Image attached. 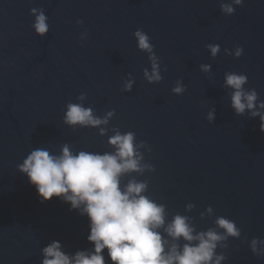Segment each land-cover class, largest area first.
Masks as SVG:
<instances>
[{
  "label": "water",
  "instance_id": "95a60500",
  "mask_svg": "<svg viewBox=\"0 0 264 264\" xmlns=\"http://www.w3.org/2000/svg\"><path fill=\"white\" fill-rule=\"evenodd\" d=\"M41 10L48 24L42 37L33 29ZM137 29L154 46L159 82L144 76L151 64L137 49ZM210 44L219 45L215 57ZM226 73L247 76L253 109L236 113ZM177 82L180 94L172 91ZM69 103L107 123L67 124ZM262 103L264 0H0V264H42L53 241L69 256L92 250L87 217L59 198L42 202L18 166L37 148L114 152L108 140L116 131L133 132L141 164L151 166L123 175L121 187L147 184L143 195L165 208L158 231L169 245L185 243L164 232L181 215L194 235L224 237L213 261L264 264ZM218 218L232 221L239 236L227 235Z\"/></svg>",
  "mask_w": 264,
  "mask_h": 264
},
{
  "label": "clouds",
  "instance_id": "9594fccd",
  "mask_svg": "<svg viewBox=\"0 0 264 264\" xmlns=\"http://www.w3.org/2000/svg\"><path fill=\"white\" fill-rule=\"evenodd\" d=\"M241 3L242 0H234L236 5ZM221 11L233 14L234 7L222 4ZM33 29L41 37L48 31L47 17L42 10L36 15ZM133 37L137 49L148 54L151 73L144 71L146 80L149 83L159 82L158 57L149 36L137 29ZM206 47L213 57L219 51V45ZM242 51V48L236 47L235 58H239ZM246 83L245 74L225 75V86L233 90L231 105L237 114L255 106L257 95L255 91H245L243 86ZM124 90H131V82L125 85ZM172 91L180 94L184 89L177 82ZM260 107L264 108V103ZM66 109L64 120L69 125L99 126L107 123V117L100 119L94 116L91 108L79 103H69ZM111 115L108 114L109 117ZM252 115L259 113L253 112ZM261 121L264 122V116H261ZM101 131L103 133V129ZM260 131L264 132V123ZM135 139L133 132L116 131L108 140L115 151L104 154L87 151L73 153L67 145L59 155L37 148L18 166L28 183L35 187L42 202L59 198L70 205V210H79L89 222L87 241L93 246L91 251H77L69 256L62 251L58 241H53L42 250V264H105V250L111 264H219L221 257L215 261L213 257L216 242L223 236L213 230L194 235L187 217L176 215L164 227V232L172 241L182 239L185 243L182 247L177 243L169 245L158 231L165 225V208L143 195L147 184L130 180L121 187L123 175L151 169L150 165L141 164L142 156ZM208 210L211 211L210 208ZM216 224L227 235L239 236V230L232 221L218 218ZM252 243L255 251L256 241Z\"/></svg>",
  "mask_w": 264,
  "mask_h": 264
}]
</instances>
